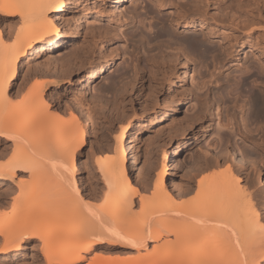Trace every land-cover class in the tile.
<instances>
[{
	"label": "bare ground",
	"instance_id": "bare-ground-1",
	"mask_svg": "<svg viewBox=\"0 0 264 264\" xmlns=\"http://www.w3.org/2000/svg\"><path fill=\"white\" fill-rule=\"evenodd\" d=\"M150 1L154 2L158 12L167 11V14L160 17L149 38V40H155L157 51L146 52L147 49L144 48L143 52L140 50L136 52L134 57H132L133 53L130 55L131 61H134L132 64L134 80L143 79L147 73L153 71L160 75L156 78L160 82L173 80L172 77L177 70L174 71L172 65L178 63L181 57L185 59L182 63L186 66V60L195 64V59L203 61L209 53L213 52L217 54L215 56L220 55L218 58L222 59L219 61H222L220 63L223 65V61L231 56L235 45L241 47L245 45L243 41H240L243 36L250 38L256 35L249 45L254 49L259 46L258 37H264V26L262 27L261 24H221L218 20L219 16L209 14L210 0ZM64 2L65 0H0V22L9 20L12 27L14 26L12 24L16 23L12 18L18 16L20 25L17 27L22 28L21 31L17 30V38H14L9 45L10 40H8L6 45L0 27V110L4 107L8 110V100L12 103V100L16 98L11 100V96L20 91L17 87L16 93H10L18 73L17 65L20 57L27 54V50L33 48L36 42L49 41L52 34H55L57 38L63 36V31L57 29L55 25V13L63 10ZM232 7L224 5L220 13L226 9L225 12L232 11ZM179 28H182V31L177 34L176 31ZM145 40L144 42H148ZM57 41H53V46L58 44ZM214 41L217 42L218 51L212 44ZM239 41L241 43H238ZM145 61L146 64H143L142 62ZM106 66V63L102 62L96 69L102 71ZM154 67H156L155 70L151 71ZM244 69L247 75L250 70L248 69L247 73V69ZM261 70L260 68L258 73L257 71L255 73L261 74L262 72L259 73ZM148 74L147 80L151 81V75ZM198 74L200 82L202 81L205 85L207 81L200 77L202 76L200 72ZM246 75L240 79L242 84H245L250 76V74ZM92 76L95 77V74ZM176 78L179 79V75H176ZM170 83L172 95L170 94L169 98L176 99L180 94L177 93L175 81ZM57 86L61 88L60 83ZM259 89L251 88L248 95L249 106L242 105L240 108L243 126L238 121L232 123L228 120L229 124L226 123L232 124L231 129L244 140H254L250 129L245 125L247 117L251 121L252 119L256 122L264 121V90ZM43 90L44 85H41L31 88L29 93L27 92L29 95L25 94L29 96L28 106L31 107V115L28 116L29 120L24 119L26 121L23 122L24 124L21 120L18 121L12 111L4 109V112L0 113V142L10 140L14 148L13 154L11 152L13 157L9 154L12 159L9 158V161L5 159L7 162L0 164V180L7 179L12 185L1 192L3 196L0 195V202L6 203V198L14 191V187L23 189L27 184L26 178L16 177V172H27L30 179L38 175L41 170L42 174L45 169L48 170L44 175L40 173L41 179L37 183L39 186L28 190L25 195L21 193L19 198H14L12 202L14 206L8 218L4 220V213V218L0 217V254L14 251L11 259L16 260V253L22 248V244L33 241L39 245V252L47 264H76L82 261H87L86 264H102L103 259H107L104 257V252H114L117 256L120 254L121 258L119 256L118 259L112 258L113 264H146L151 261L152 263L155 261L153 264H262L264 262V223L259 217L258 205L253 202L255 191L247 192L250 188H242L241 175L230 176L231 173L236 172L241 174L249 168L248 166H251V170L255 171L256 179L264 187L263 172L256 157L252 155L256 158L253 159L244 149L237 148L239 150L232 151L234 149L230 150L227 147L224 157L226 170L219 174L229 173L225 178L230 177V181L229 179L225 181L222 176L218 179L211 173L214 176L199 175L194 185L195 172L191 174L194 177L187 175L184 187L178 190V187H174L175 183L170 184V188L166 184L165 178L170 174V166L166 153H163L160 167L155 173V186L152 183L153 191H149H152L153 195L150 194V196L147 192L142 193L132 184L127 175L128 160L129 166L138 175L142 173L143 166L141 168L139 167L141 165L138 166L134 153L130 156V150L124 144L128 129L127 126H120V134L117 138L115 137V154L109 157L105 153V156L109 157L107 160L100 157L95 161L105 184L104 190L100 189L103 191L100 194L97 183L93 184L85 179L78 180L80 168L75 157L86 143L88 133L83 131V128L87 121H82V124L76 115L72 116L69 122L63 121L57 110L49 112L45 102L47 100H44L42 95ZM175 102L179 104L181 100ZM41 106L45 107L46 111L42 112L45 108ZM15 107V109L19 108L18 105ZM26 112H22L21 115ZM197 115L193 113L192 118L196 119ZM65 121L67 126L63 124L66 123ZM261 121L260 125H263L260 127L258 125L259 132L258 135L256 134L261 143L257 141V138L255 139L257 143H260L258 147L264 150V123ZM20 122L23 125L19 124ZM66 127L69 134V138L66 139L68 142L62 147L61 144H57L56 147L51 145L49 140H52V133L55 136ZM23 128L25 131L31 128L32 132L37 129L38 131L35 130V132L40 133L39 135L33 133L34 142L30 141L32 138L29 140L32 143L29 145L30 148L28 147L31 151L25 150V147L19 151L23 144L30 143L23 138ZM45 128L49 130V134L45 132L47 131ZM44 134L47 136L51 134L50 139ZM219 136L222 135L219 134ZM103 148H101L102 151ZM173 153H176V150ZM234 157L239 160L238 166L232 161ZM136 206L140 207L136 209L137 212L141 210L140 213L134 211ZM64 243L66 245L60 247ZM132 251L136 253L130 254L129 252ZM89 253L94 254L88 258ZM126 253L129 255L126 256ZM121 254H125L126 257ZM104 262L106 263V260Z\"/></svg>",
	"mask_w": 264,
	"mask_h": 264
},
{
	"label": "rangeland",
	"instance_id": "rangeland-1",
	"mask_svg": "<svg viewBox=\"0 0 264 264\" xmlns=\"http://www.w3.org/2000/svg\"><path fill=\"white\" fill-rule=\"evenodd\" d=\"M210 1L209 14L219 16L218 20L221 24H261L262 27L264 26V0ZM64 3L63 10L55 13V25L57 29L63 31V36L57 38L55 34H52L49 37V41L36 42L34 47L31 48L32 50L28 49L27 54L20 57L17 65L18 73L14 80L15 86L11 88L12 91L10 93H16L17 90L20 91H17L18 93L15 94L17 97L15 95L11 96V100L16 98L12 100V103L15 104L13 105L8 100V110L4 107L3 110H0V113L4 112V109L5 111H12L15 113L14 116L18 121L21 120L22 123L26 122L29 120L28 116L30 117L31 115V107L29 108L28 106L29 96L26 95L31 88L44 85L42 95L44 100L48 101L45 102L49 112L57 110L63 121L70 120L74 115L78 116L81 122L87 121L83 128V131L88 133L86 143L75 157V161L80 168L78 180L85 179L93 184L97 183L96 185H98L99 190L101 188L104 190L105 184H103L104 181L101 178L100 171L96 167L95 161L100 157V159L107 160L115 154L116 138L120 134L122 126H127L128 129L124 144L128 146L131 153L130 156H133L134 153L138 166L141 165L139 166L140 168L143 166L141 168V175H138L129 166L128 160L126 162L127 175L132 184L138 187L142 193L147 192L149 195L153 193L152 183L155 186V173L160 167L163 153H166L170 166V174L165 178L168 188H170V184L173 183L174 185L175 183L174 187H178L177 189L179 190L180 187H184L183 184L187 175L194 174L195 172V177L191 175L195 178H193L195 180H193L194 185L196 179L202 176V174H205V176L215 174V177L218 179L222 176L225 181L227 179L230 181V177L225 178L229 173L226 172L225 176L222 175L224 173L223 170H226V159L224 157L227 147L230 150L234 149L232 151H235L237 148L244 149V151H248V154L250 153V157L252 155L256 157L257 159L252 158L256 159L260 164L264 176V150L258 147L261 141L257 136L259 132L257 128L263 125H260L261 120L257 121L258 124L255 120L252 119L254 121L252 122L250 118H246L245 125L250 129V134L254 136V140H244L231 129L232 124L228 125L230 121L232 123L238 121L243 126L244 121L241 119L240 108L242 105L249 106V90L253 87L255 89H262L264 87L263 36L258 37L259 46L255 49L250 48L249 45L256 35L250 38L243 36L240 41H243L245 45L243 47L235 45L232 48L233 52H231V56L223 61V65H221L222 61H219L221 58H218L220 55L215 56L217 54L213 52L209 53L203 61L198 58L195 59V64L186 60V66L182 63L185 59L181 57L178 63L176 62L174 63L175 65H172L174 71L177 70L172 79L177 86V93L180 94L177 96L178 99H175L169 98V95H172V84L170 82L173 80L160 82L156 79L160 76L157 72L147 73L151 75V81L147 80V74L143 79L134 80L132 67L134 61L130 59L132 53V57H134L136 52L139 50L143 52L144 48L147 49L146 52L152 53L157 51L155 40H149V38L155 30L154 25L157 24L161 16L167 14V11L158 12L154 2L150 0H65ZM224 5L233 6L232 11L225 12L226 9L220 13ZM62 16L64 17L62 18ZM12 19L16 22L12 24L14 25L12 27L9 20L10 23L3 20L0 22L5 44L10 40V42L8 41V45L14 41V38H17V30H22L21 27L18 28L20 25L18 16ZM180 31H182V28H179L176 33L180 34ZM144 39L148 40V42L146 40L144 42ZM53 41H57L58 44L53 46ZM240 41L238 43H241ZM214 42L212 44L218 51L217 42ZM142 43L144 44L142 45ZM217 51L216 53H218ZM198 60L199 62H197ZM102 62H105L107 66L104 70L99 71L96 68ZM142 63L146 64V61ZM155 68H151V71L155 70ZM244 68L247 69V73L248 69L250 70L247 75L249 76L250 74L251 77L249 76L250 79L248 77L247 82L242 84L240 79L246 75ZM260 68L262 70L259 73H262L256 74L255 71L258 73ZM199 72L202 75L200 77L203 80L205 79V82L207 81L205 85L202 84V81L200 82ZM93 73L95 77L92 76L94 75ZM176 75H179V79L176 78ZM256 75L258 77L260 75L261 78H259L261 80ZM259 80L260 82H258ZM51 81L53 82L50 83ZM59 83L61 84V88L57 86ZM176 100H181V102L178 104V102H175ZM25 101H27V104ZM31 104L30 106H32ZM17 105L19 106L18 110L15 109ZM20 105L24 107V111ZM41 108L45 107L41 106ZM46 108L41 111H46ZM19 109L21 112H19ZM22 112L26 113L21 115ZM38 113L36 114L38 115ZM193 113L198 114L196 119L192 118ZM233 117L235 119L238 118V120H234ZM21 122L19 124H22ZM261 123H264V121L262 120ZM63 124H65L64 126L68 125L67 122ZM47 126L45 127L47 128ZM23 130L24 128L22 129V135L25 141H29L34 135L33 133L38 131L35 129L36 132L35 130L32 132L31 128L28 131ZM65 130V132L57 130L59 133H56L55 136L52 133V140H49L52 143L51 145L56 147L61 144L60 146L62 147L68 142L66 140L69 138L67 127ZM48 131L45 132L47 133ZM219 134L222 136H219ZM44 135L47 136L46 134ZM50 135H48L49 139ZM60 137L62 138L60 139ZM255 138L260 143H257ZM33 139L30 141L34 142ZM30 143L28 145L23 144L19 151L23 147H25V150H29V145H32ZM101 148L104 150L102 151ZM96 150L97 153L95 152ZM175 150L176 153H173ZM0 151V155L2 154L3 156H0V164L12 159L14 148L11 141H1ZM105 153L108 156L112 155L108 157L105 156ZM5 159L8 160L6 161ZM232 161L236 162L235 165L237 164L236 166H238L239 160L236 157ZM248 167L245 169L247 173L245 171L241 174L236 172L235 174L231 173L230 176L237 177L236 175H241L242 180H240V185L242 188H250L247 189V192L248 190L250 192L252 190L255 191L253 202L258 205L259 217L262 218L260 219L264 223V187L256 179L255 171L251 170V166ZM41 171L30 179H28L27 172H16V177L26 178L27 184L23 189L21 188L22 190L14 187V191L6 198L8 202H0V214H2L0 217H5L4 220L8 218L7 216L11 214L10 212H12L11 210L14 206L12 202L17 197L19 198L21 193L25 195V192L28 190L39 186L37 183L40 182L41 178L39 175L42 174ZM47 171L45 169L44 173ZM221 171L222 173L219 174ZM211 173L213 174L211 175ZM9 186H12L9 180H0L1 196H3L1 192ZM102 190H100V194H102ZM150 190L152 191L149 192ZM16 192L17 194L15 195ZM136 209H140V207L136 206L135 212H137ZM140 211L138 210L137 213H140ZM22 245V248L16 253V260L11 259L14 251L8 254H0V264H47L39 252V245H36L33 241L25 242ZM65 245L66 243L60 245V247ZM97 252L99 253V251ZM129 253L133 255L136 252L132 251ZM93 254L89 253L87 257L89 258ZM103 254L107 259H103L104 261L106 260V263L103 261L102 264H108V261H110L109 264H113L112 258L117 257L116 259H118L120 255L118 254L117 256V253L114 252H104ZM121 255L125 256V254ZM127 255L129 254L126 253ZM86 263L87 261H82L76 264ZM149 263L153 264L155 261L146 264Z\"/></svg>",
	"mask_w": 264,
	"mask_h": 264
},
{
	"label": "snow or ice",
	"instance_id": "snow-or-ice-1",
	"mask_svg": "<svg viewBox=\"0 0 264 264\" xmlns=\"http://www.w3.org/2000/svg\"><path fill=\"white\" fill-rule=\"evenodd\" d=\"M15 86V82H13V84H12V87H14ZM11 90V89H10ZM262 264H264V262H262Z\"/></svg>",
	"mask_w": 264,
	"mask_h": 264
}]
</instances>
